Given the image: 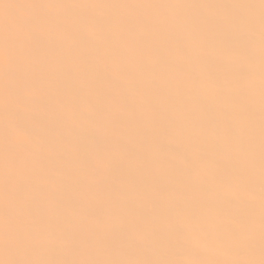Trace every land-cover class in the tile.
<instances>
[{
    "label": "bare ground",
    "instance_id": "1",
    "mask_svg": "<svg viewBox=\"0 0 264 264\" xmlns=\"http://www.w3.org/2000/svg\"><path fill=\"white\" fill-rule=\"evenodd\" d=\"M0 264H264V0H0Z\"/></svg>",
    "mask_w": 264,
    "mask_h": 264
}]
</instances>
